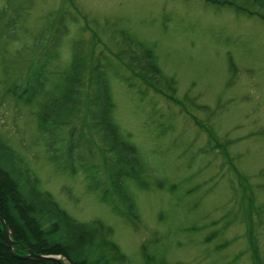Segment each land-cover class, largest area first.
Returning <instances> with one entry per match:
<instances>
[{
    "label": "rangeland",
    "instance_id": "rangeland-1",
    "mask_svg": "<svg viewBox=\"0 0 264 264\" xmlns=\"http://www.w3.org/2000/svg\"><path fill=\"white\" fill-rule=\"evenodd\" d=\"M20 3L24 20L7 24ZM0 9V136L41 190L76 220L112 227L128 264H147L146 254L152 264H264V0H0ZM61 11L69 31L47 69L67 70L78 40L103 53L113 120L140 161L124 177L133 217L114 191L103 197L108 183L91 187L63 157L59 167L37 108L5 94L22 85L36 36ZM143 50L161 70L147 76L157 88L131 64L146 63ZM92 160L105 179L99 150Z\"/></svg>",
    "mask_w": 264,
    "mask_h": 264
},
{
    "label": "trees",
    "instance_id": "trees-1",
    "mask_svg": "<svg viewBox=\"0 0 264 264\" xmlns=\"http://www.w3.org/2000/svg\"><path fill=\"white\" fill-rule=\"evenodd\" d=\"M258 1V0H256ZM14 16L7 24L24 20L26 11L22 3L14 7ZM18 10V11H16ZM56 18L52 32L41 31L35 38L36 57L26 72L23 83L11 84L5 91L14 100L37 108L38 128L47 134V141L55 152L52 159L59 167L66 159L76 171L81 167L90 186H103V197L110 192L128 204V215L133 217V200L124 187L125 176H136L140 164L136 146L119 130L112 117L113 101L109 86V74L103 66V53L87 54L82 41L74 42L69 68L49 72V62L58 59V46L69 26ZM6 10L0 9V16ZM146 63L138 59L131 64L139 69V75L153 88L155 81L148 74L160 75L150 50L142 53ZM55 75L56 80L51 83ZM54 134L50 137L48 134ZM56 143L57 146L53 147ZM96 150L102 158L105 179H98L99 164L92 160ZM75 162L77 163L75 165ZM84 166H81V165ZM78 165V166H77ZM38 177L25 166L23 159L0 136V212L12 232L14 251L25 254V248L36 254L59 255L63 264H128V257L113 241V229L101 220L81 222L68 214L46 190H41ZM147 264H152L146 254ZM0 264H53L13 255L5 242L0 223ZM162 264H172L163 262Z\"/></svg>",
    "mask_w": 264,
    "mask_h": 264
},
{
    "label": "water",
    "instance_id": "water-1",
    "mask_svg": "<svg viewBox=\"0 0 264 264\" xmlns=\"http://www.w3.org/2000/svg\"><path fill=\"white\" fill-rule=\"evenodd\" d=\"M0 223L2 226V232H3L5 242L7 244V247L10 249V251L13 255H18L19 257L27 258V259H33L36 261H50L53 264H63V261L59 257V255L36 254L29 248H25V254H23V255L17 254L13 249V246L15 245L16 242H14V240L12 239V232L10 231V229L8 227V223H7L5 217L3 216V214L1 212H0Z\"/></svg>",
    "mask_w": 264,
    "mask_h": 264
}]
</instances>
